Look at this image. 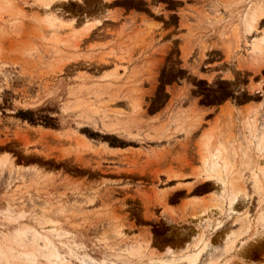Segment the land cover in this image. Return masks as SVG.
<instances>
[{
  "label": "rangeland",
  "instance_id": "obj_1",
  "mask_svg": "<svg viewBox=\"0 0 264 264\" xmlns=\"http://www.w3.org/2000/svg\"><path fill=\"white\" fill-rule=\"evenodd\" d=\"M0 264H264V0H0Z\"/></svg>",
  "mask_w": 264,
  "mask_h": 264
},
{
  "label": "trees",
  "instance_id": "obj_2",
  "mask_svg": "<svg viewBox=\"0 0 264 264\" xmlns=\"http://www.w3.org/2000/svg\"><path fill=\"white\" fill-rule=\"evenodd\" d=\"M19 113H20L19 116L21 117L22 120L27 121L28 123L32 125L41 124V125H44L45 127H50V128L57 127V125L54 123L55 118H52L49 115L38 116L37 112L33 109L21 110L19 111ZM83 133H85L91 139H95V140L100 139L104 142H107L108 145L114 148H123L126 146V141L122 139L118 140L119 138L112 134H101L98 132L91 134V133H87L86 131H84ZM113 138L114 140H112ZM115 140H117L118 142H115Z\"/></svg>",
  "mask_w": 264,
  "mask_h": 264
},
{
  "label": "bare ground",
  "instance_id": "obj_3",
  "mask_svg": "<svg viewBox=\"0 0 264 264\" xmlns=\"http://www.w3.org/2000/svg\"><path fill=\"white\" fill-rule=\"evenodd\" d=\"M211 176V175H210Z\"/></svg>",
  "mask_w": 264,
  "mask_h": 264
}]
</instances>
